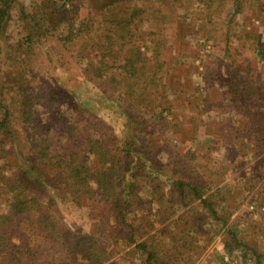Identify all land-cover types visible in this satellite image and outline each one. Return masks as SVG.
I'll list each match as a JSON object with an SVG mask.
<instances>
[{"label": "trees", "instance_id": "1", "mask_svg": "<svg viewBox=\"0 0 264 264\" xmlns=\"http://www.w3.org/2000/svg\"><path fill=\"white\" fill-rule=\"evenodd\" d=\"M97 1L98 4L93 0L90 2L94 8L89 7L91 10L85 18L77 16L72 20L63 15L57 20V26L63 22L68 25L67 32L60 36L66 46L81 41L78 53L88 58H82L76 66L78 74L93 82L100 89L99 95L87 104L69 81L58 79L63 80L66 91L64 104L74 109L73 96L78 101L71 118L73 122L61 128L57 146L49 141L56 139L51 137V127L47 124L39 141L27 146L31 155L22 151L20 155L15 150L17 169H12L9 174L0 171V203L6 206V210L0 211V264H106L128 245H134V249L143 254V264H175L171 258L159 254L161 242L156 238L159 220L155 217L154 201L156 197L163 199L166 188L171 194L175 191L180 195L185 207L195 205L206 210L204 216L194 214L196 218L187 224V231L193 230L189 236L201 234L199 229L216 220L220 227H225L224 244L232 251L241 243V232L239 223H229L231 213L224 210L228 207L223 205V193L231 191L232 200L238 188L247 190L252 183V174H264V156L251 166L254 169L249 166L242 170L239 182L234 179L238 188L231 181L227 185L219 184L226 187L220 190L210 188L207 182L193 183L165 174L163 165L157 163L163 149L157 130L165 128L172 106L167 104L170 102L168 83L163 82L168 73L163 58L165 40L160 38L163 27L142 31V43H136L135 30L155 18L163 25L170 16H157L159 9L153 1L161 0H142V5L122 10L118 9L120 0ZM162 1L164 6L165 0ZM198 1L211 7L215 0ZM231 1L235 12L244 9V0ZM15 3L18 2L0 0V39L7 31ZM69 3L77 6V0H63V10L68 13L71 10L65 7ZM22 9L25 13V8ZM75 12L78 15L79 9ZM48 16L50 20V12ZM96 35L100 39L102 57L99 60L89 56L88 50L93 47ZM23 39L28 42L27 50L34 49L30 37ZM127 44L130 46L125 48ZM116 46L117 52L125 55L121 62H118L121 58H117L115 64H110L105 56L114 53L116 56V52H112ZM143 46L152 50V55H146ZM2 57L0 45V59ZM59 66L67 78L72 74V68L66 62L62 61ZM112 67L116 68L117 74L109 76ZM248 97L246 89L240 91L239 96H231L235 104L240 103L236 106L237 111L246 110V99L251 101L254 94ZM110 103L120 109L123 120L119 125L110 124L101 115L102 107ZM0 107L3 108L0 145L4 149L8 137L12 139L11 127L16 125L17 119L2 101ZM23 108H26L25 103ZM22 113L31 114L27 110ZM255 119L247 113L241 127L237 128V135L230 140L231 154L241 152L238 144L241 138L252 144L249 148L251 157L264 154V117ZM220 169L212 172L211 179L215 175L223 180L231 171L230 163H222ZM140 180L145 181L147 188L149 186L148 194H143L144 186L139 185ZM256 199L264 203V189L260 196L256 194ZM168 201L177 203L176 195H171ZM68 202L93 211L94 218L88 231L82 227L74 229L66 222ZM138 235L151 237L141 242ZM194 248L200 252L203 246L195 245ZM262 256L260 253L257 264H264Z\"/></svg>", "mask_w": 264, "mask_h": 264}, {"label": "rangeland", "instance_id": "2", "mask_svg": "<svg viewBox=\"0 0 264 264\" xmlns=\"http://www.w3.org/2000/svg\"><path fill=\"white\" fill-rule=\"evenodd\" d=\"M91 1L77 0V6L67 4L65 8L71 10L68 13L63 10V0H16L18 3L13 8L7 31L0 39L3 48L0 101L11 109L17 119L16 125L11 127L12 139L8 137V145L4 149L0 145V171L9 174L12 169H17L15 150L20 155L22 152L30 154L27 146L39 141L47 130V124L51 127V137L56 139L53 142L50 138L49 141L57 146L59 131L73 122L71 118L74 117L78 101L73 96L74 109L64 104L66 91L63 80L58 79L69 81L72 89L78 90L87 104L99 95L100 89L87 77L78 74L76 66L83 58L77 49L81 41L66 46L60 36L67 32L68 25L63 22L57 26V20L63 15L72 20L77 16L85 18L90 8H94V5L90 6ZM93 1L98 4L97 0ZM162 2L153 1V5L159 9L157 16L169 14L168 22L159 25L155 18L149 23H142L135 30L136 43H142V31L163 27L160 38L165 40L163 58L168 71L163 82L166 80L168 83L170 102L167 104L172 106V111L168 113L165 128L157 130L163 145L157 163L163 165L165 174L176 179L207 182L210 188L220 190L226 187L219 184L227 185L231 181L238 188L234 179L239 182L242 170L249 166L254 169L251 166L264 156L251 157L249 148L252 144L242 138L238 141L241 152L231 154L230 150V140L237 135V128L241 127L247 113L257 120L264 117V0H244V9L238 13L231 0H215L211 7L198 0H165L164 6ZM142 3V0H120L118 9ZM76 8L79 9L78 15ZM95 10L98 11L97 8ZM26 36L30 37L29 42L34 49L27 50L28 42L23 39ZM99 43L96 35L92 41L93 47L88 49L89 56L96 60L102 57ZM129 46L127 44L125 48ZM117 50L116 46L112 51L116 52V56L115 53L105 56L110 64H115L117 58H121L118 61L121 62L125 55ZM142 50L147 52L146 55H152V50L144 46ZM62 61L72 68L68 78L59 66ZM109 72V76L117 74L113 67ZM244 89L249 97L252 93L254 97L251 101L246 99V110L237 111L236 106L240 103L235 104L233 98ZM24 103L28 109L23 108ZM108 105L102 107L101 115L110 124L119 125L123 120L118 111L120 109L116 104ZM25 110L31 114H21ZM2 118L3 108L0 107V120ZM25 148L27 151L22 150ZM226 161L230 163L231 171L223 180L215 175L211 179L212 172L221 170L222 163ZM251 177L252 183L246 187L247 190L238 188L234 199L230 200L231 191L223 193V205L228 207L224 210L231 213L229 223H239L241 232L240 245L230 252L241 250L252 254L257 264L260 253L264 261V203L256 199V194L260 196L264 189V174H252ZM144 182L140 180L139 185L144 186L143 194H148L150 188ZM166 192L163 199L156 197L154 201L155 217L159 220L156 234L161 242L159 254L171 258L175 264H196L204 254L212 251L215 252V259L220 260L216 248L225 246V227L211 220L210 224L199 229L201 234L189 236L188 233H193V230L187 231V224L196 218L194 214L204 216L206 210L195 205L187 208L175 191L171 194L166 188ZM173 194L177 198L174 204L168 201ZM66 208V222L74 229L82 227L88 231L94 218L93 211L86 206L80 209L70 202ZM4 210L5 204L0 203V211ZM193 236L196 237L192 241ZM149 237L138 235L140 241ZM195 245L203 246V249L198 252ZM142 255L134 249V245H128L106 264H143Z\"/></svg>", "mask_w": 264, "mask_h": 264}, {"label": "built area", "instance_id": "3", "mask_svg": "<svg viewBox=\"0 0 264 264\" xmlns=\"http://www.w3.org/2000/svg\"><path fill=\"white\" fill-rule=\"evenodd\" d=\"M216 253L219 255L220 260L215 259V252L212 251L204 254L196 264H256V259L252 254H246L241 250L231 253L224 245L216 248Z\"/></svg>", "mask_w": 264, "mask_h": 264}]
</instances>
